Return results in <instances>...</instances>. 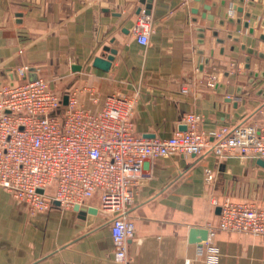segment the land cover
I'll list each match as a JSON object with an SVG mask.
<instances>
[{"label": "crops", "instance_id": "crops-1", "mask_svg": "<svg viewBox=\"0 0 264 264\" xmlns=\"http://www.w3.org/2000/svg\"><path fill=\"white\" fill-rule=\"evenodd\" d=\"M263 9L264 0H0V85L11 74L22 81L16 68L39 67L57 93L88 82L101 96L136 94L138 137L168 138L187 113L199 115V130L211 135L264 118ZM143 14L153 26L146 45L132 33ZM105 47L116 50L107 72L91 66L109 54ZM142 171L151 181L129 211L127 264H208L206 243H189L188 233L216 227L212 202L264 206L258 160L171 154L145 161ZM99 206L93 196L84 208L96 214L59 205L30 214L0 188V264H120ZM212 242L215 264H264V237L214 229Z\"/></svg>", "mask_w": 264, "mask_h": 264}, {"label": "built area", "instance_id": "built-area-1", "mask_svg": "<svg viewBox=\"0 0 264 264\" xmlns=\"http://www.w3.org/2000/svg\"><path fill=\"white\" fill-rule=\"evenodd\" d=\"M152 28L146 15L136 18L132 33L138 44H147ZM31 73L35 80H29ZM40 73L39 67L21 66L15 74L22 81L11 74L0 85V188L24 203L30 214L48 210L53 202L63 208H84L97 196L99 209L109 217L113 255L120 264H127V240L134 232L129 211L138 190L151 181L142 171L145 161L205 152L218 158L264 161V118L207 135L199 130L202 118L187 113L180 122L185 131L164 139L142 138L133 131L136 94L101 96L88 82L57 93ZM212 203L220 213L203 241L208 264H215L217 254L214 229L264 237V206Z\"/></svg>", "mask_w": 264, "mask_h": 264}, {"label": "water", "instance_id": "water-1", "mask_svg": "<svg viewBox=\"0 0 264 264\" xmlns=\"http://www.w3.org/2000/svg\"><path fill=\"white\" fill-rule=\"evenodd\" d=\"M258 1H261V0H258ZM139 2L144 4L145 3V0H139ZM249 6H254V2H249ZM150 7H151L150 3H148L145 6L144 13L146 15H149L150 14ZM233 9H236V8H233ZM139 11L140 10H138V12ZM237 11L238 12H242L243 10L241 8H237ZM263 14H264V9H263ZM227 15H226V18H227ZM245 16L247 18H252V19L255 18V15H251L248 12L245 13ZM247 26H248L247 23L244 24V27L245 28H247ZM103 51L108 52L109 54L107 56H105V57H95L92 60L91 66L93 68H95V69H98V70L107 72L109 70L110 66H111V63L114 60V55L116 54V50H112V49H109V48L105 47L103 49ZM248 53L249 54H255V55H257V52H254L252 50H248ZM259 56L261 58L263 57L262 54H260ZM249 62H250V58H247L246 59V64H245V68H249ZM207 63H208V59H205L204 62H203V64H207ZM80 69H81L80 66H73L72 67V70L74 72L79 71ZM226 74L227 73H225V75ZM249 74H250V76H253L255 78L259 76V74L257 72H250ZM260 76L261 77H264V71L263 72H260ZM35 79H36V76L31 73L29 75V80H35ZM61 104L63 106H65L67 104V96L66 95L62 97ZM236 106H237V103L234 104V107L235 108H236ZM179 129H180V131H185L186 130V127L184 125H181ZM258 164L261 165V166H264V161L263 160H258ZM53 205L58 206L59 204L57 202H53ZM73 209L75 211H77V212H82V213H88V214H96L97 213L96 208H93V207L83 208V207H79V206H74ZM216 212L218 214L220 213V207H217L216 208ZM207 235H208V232H207L206 229H202V228H191L189 230V233H188V242L191 243V244H196V243H200V242L206 241L207 240Z\"/></svg>", "mask_w": 264, "mask_h": 264}]
</instances>
